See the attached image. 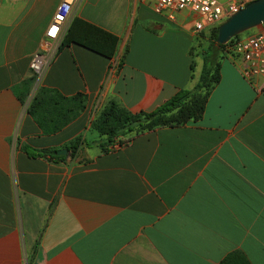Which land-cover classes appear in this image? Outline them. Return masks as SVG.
Masks as SVG:
<instances>
[{"label":"crops","instance_id":"0c3cea01","mask_svg":"<svg viewBox=\"0 0 264 264\" xmlns=\"http://www.w3.org/2000/svg\"><path fill=\"white\" fill-rule=\"evenodd\" d=\"M59 2L0 0V264H217L232 250L264 264V76L244 79L233 55H222L196 121L105 153L94 143L60 159L22 149H66L109 99L149 111L200 70L181 14L191 13L169 19L150 0H78L72 16L115 34L116 52L58 50L37 85L82 92L86 104L42 133L25 112L37 85L23 81Z\"/></svg>","mask_w":264,"mask_h":264},{"label":"trees","instance_id":"16d2710c","mask_svg":"<svg viewBox=\"0 0 264 264\" xmlns=\"http://www.w3.org/2000/svg\"><path fill=\"white\" fill-rule=\"evenodd\" d=\"M217 24L212 25L209 40L200 53L201 66L194 85L189 89H179L171 97L149 111L130 112L114 99H109L89 121L88 128L97 134V138L87 143L83 134L78 133L70 138L64 147L73 157L79 146L94 143L102 153L117 146L126 145L134 136L145 131L165 126H179L187 121L198 120L203 112L206 99L219 80V64L223 55V44L215 46ZM238 38V34L229 39ZM70 43L78 44L94 53L111 58L116 52L118 37L80 17L73 15L63 33L57 51ZM123 59V55H122ZM122 59L118 62L119 66ZM192 63H190V68ZM34 80L31 74L23 84ZM86 95L76 92L71 96H63L57 90L37 85L25 105V112L35 122L42 133L58 131L66 123L79 115L85 107ZM22 149L30 156L64 158L57 155L56 148ZM26 264H30L29 258ZM217 264H250L240 250L227 253Z\"/></svg>","mask_w":264,"mask_h":264},{"label":"built area","instance_id":"2783aa9c","mask_svg":"<svg viewBox=\"0 0 264 264\" xmlns=\"http://www.w3.org/2000/svg\"><path fill=\"white\" fill-rule=\"evenodd\" d=\"M78 0H60L56 5L51 20L44 31L42 49L31 56L29 68L37 85L46 66L56 54L63 33L72 17V7ZM144 1V0H140ZM152 11L165 14L169 19L181 11L197 16L192 22L194 32L205 26L215 25L231 13L242 8L252 0H150ZM254 31L243 38L228 40L223 43V54L237 57L241 63L240 74L246 80L264 76V22L253 28Z\"/></svg>","mask_w":264,"mask_h":264},{"label":"water","instance_id":"95a60500","mask_svg":"<svg viewBox=\"0 0 264 264\" xmlns=\"http://www.w3.org/2000/svg\"><path fill=\"white\" fill-rule=\"evenodd\" d=\"M262 22H264V0H252L246 3L217 24L215 46L218 47L231 37L255 28ZM55 153L65 154L66 149L61 148Z\"/></svg>","mask_w":264,"mask_h":264},{"label":"rangeland","instance_id":"374dc122","mask_svg":"<svg viewBox=\"0 0 264 264\" xmlns=\"http://www.w3.org/2000/svg\"><path fill=\"white\" fill-rule=\"evenodd\" d=\"M181 14H183V15L185 14L183 17V21L185 23H192L195 19H197V16L194 14H187L186 15V12H182ZM210 29H211V26H209V27L205 26L201 31L194 32V37L192 40V49L198 53L199 59H200V53H201L202 49L206 46V44L209 40ZM253 31H254L253 28L246 30V31L238 34V37H240V38L246 37L247 35H249ZM34 82H35V79L33 80V83ZM92 137H94L96 139L98 136H97L96 132L89 129L88 132L86 133V135L84 136V140L87 143H90L94 139Z\"/></svg>","mask_w":264,"mask_h":264}]
</instances>
